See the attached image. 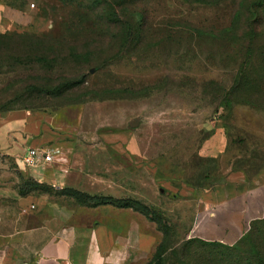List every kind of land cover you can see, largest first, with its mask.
Returning a JSON list of instances; mask_svg holds the SVG:
<instances>
[{
	"label": "rangeland",
	"instance_id": "1",
	"mask_svg": "<svg viewBox=\"0 0 264 264\" xmlns=\"http://www.w3.org/2000/svg\"><path fill=\"white\" fill-rule=\"evenodd\" d=\"M258 4L0 0V186L43 191L28 178V148L135 145V154H99L114 155L129 172L126 200H139L159 220L147 217L155 245L147 264H264V218L241 233L227 206L199 211V193L264 167ZM21 113L26 125L41 127L33 138L41 145L27 140L30 132L11 139L8 118ZM63 194L72 207L102 206Z\"/></svg>",
	"mask_w": 264,
	"mask_h": 264
},
{
	"label": "crops",
	"instance_id": "2",
	"mask_svg": "<svg viewBox=\"0 0 264 264\" xmlns=\"http://www.w3.org/2000/svg\"><path fill=\"white\" fill-rule=\"evenodd\" d=\"M2 9L0 5V19ZM60 120L61 115L57 116V121ZM6 125L10 133H15L13 141L30 132L27 140L41 145L40 139H33L40 137L41 127L34 122L26 125L23 113L12 114ZM3 135L1 142L6 138ZM37 148L53 151L54 160L33 167L25 165L28 178L52 191L21 196L17 186H0V264H147L155 245L147 233L146 216L131 208L109 204L97 208L72 207L63 194L76 191L91 197L131 199L129 172L117 166L114 155L106 160L99 153L131 155L140 148L67 142ZM16 149L17 146H12L11 151ZM199 197V211L215 208L220 211L227 206V214L239 220L240 226L235 230L243 233L245 224L252 226L264 218V167L248 180L217 185L202 191ZM217 236L221 240L231 239V234ZM233 239L237 241L240 236Z\"/></svg>",
	"mask_w": 264,
	"mask_h": 264
},
{
	"label": "trees",
	"instance_id": "3",
	"mask_svg": "<svg viewBox=\"0 0 264 264\" xmlns=\"http://www.w3.org/2000/svg\"><path fill=\"white\" fill-rule=\"evenodd\" d=\"M258 8V10L261 8L263 9L264 8V0H259V4L256 6ZM18 34H15L13 35L15 38L18 37L16 36ZM3 38H0L1 39H4V36H2ZM16 60H19L21 58L19 57H16ZM34 184L37 185L38 189L40 190H43L42 192L40 191V193H49V191H44V189H48L50 187L46 186V185H43V184H39L35 181H33ZM51 189V188H50ZM36 191V190H35ZM39 192V191H37ZM71 192H74V193H78L80 194L84 199H91L92 201H95L97 206L99 205H114V206H117V207H120V208H131V209H134L135 211L143 214L144 216L146 217H152V220L159 223L155 217V215H153L151 209L149 207H147L146 205H144L143 203H140L139 201H131L129 202L128 200L124 199V200H117V199H114V198H111V197H91V196H88V195H85V194H82V193H79V192H76V191H71ZM32 193L30 190H26V189H20V195L21 196H27L28 194Z\"/></svg>",
	"mask_w": 264,
	"mask_h": 264
},
{
	"label": "built area",
	"instance_id": "4",
	"mask_svg": "<svg viewBox=\"0 0 264 264\" xmlns=\"http://www.w3.org/2000/svg\"><path fill=\"white\" fill-rule=\"evenodd\" d=\"M54 160V152L39 148H28L23 156V163L26 166L33 167L41 162H52ZM34 209V207H32Z\"/></svg>",
	"mask_w": 264,
	"mask_h": 264
},
{
	"label": "water",
	"instance_id": "5",
	"mask_svg": "<svg viewBox=\"0 0 264 264\" xmlns=\"http://www.w3.org/2000/svg\"><path fill=\"white\" fill-rule=\"evenodd\" d=\"M136 124L134 123L133 126H135Z\"/></svg>",
	"mask_w": 264,
	"mask_h": 264
}]
</instances>
